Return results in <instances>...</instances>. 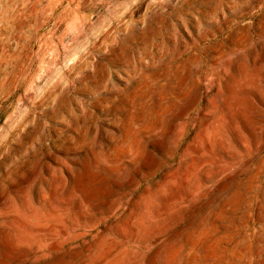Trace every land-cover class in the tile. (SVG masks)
Returning a JSON list of instances; mask_svg holds the SVG:
<instances>
[{"label":"rangeland","instance_id":"rangeland-1","mask_svg":"<svg viewBox=\"0 0 264 264\" xmlns=\"http://www.w3.org/2000/svg\"><path fill=\"white\" fill-rule=\"evenodd\" d=\"M33 2L0 0V264H264V0Z\"/></svg>","mask_w":264,"mask_h":264},{"label":"bare ground","instance_id":"bare-ground-1","mask_svg":"<svg viewBox=\"0 0 264 264\" xmlns=\"http://www.w3.org/2000/svg\"><path fill=\"white\" fill-rule=\"evenodd\" d=\"M32 1L28 0L29 3ZM42 1L45 3L43 4ZM101 3H103V0H34L29 7V14L42 18L43 24L56 18L57 21L52 24V28H57L62 18L70 15L77 18L82 8L93 9ZM47 10L49 11L48 15L46 14ZM104 35L105 37L109 36V32H105Z\"/></svg>","mask_w":264,"mask_h":264}]
</instances>
